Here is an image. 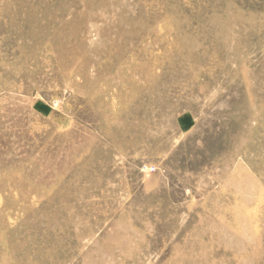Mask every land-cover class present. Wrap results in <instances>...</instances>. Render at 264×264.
<instances>
[{
    "label": "rangeland",
    "instance_id": "374dc122",
    "mask_svg": "<svg viewBox=\"0 0 264 264\" xmlns=\"http://www.w3.org/2000/svg\"><path fill=\"white\" fill-rule=\"evenodd\" d=\"M0 264H264V0H0Z\"/></svg>",
    "mask_w": 264,
    "mask_h": 264
}]
</instances>
